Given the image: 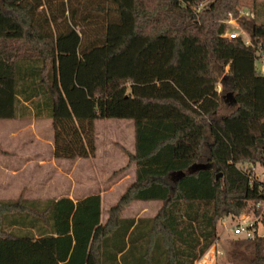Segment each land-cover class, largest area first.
<instances>
[{
	"label": "trees",
	"instance_id": "obj_1",
	"mask_svg": "<svg viewBox=\"0 0 264 264\" xmlns=\"http://www.w3.org/2000/svg\"><path fill=\"white\" fill-rule=\"evenodd\" d=\"M241 3L0 0V121L52 120L55 159L76 161L96 157L97 121L131 120L136 168L104 223L99 194L0 200V264H195L264 199L240 167L264 168V22ZM230 16L250 45L225 37ZM134 202L161 208L123 217ZM228 257L264 264V238Z\"/></svg>",
	"mask_w": 264,
	"mask_h": 264
},
{
	"label": "rangeland",
	"instance_id": "obj_2",
	"mask_svg": "<svg viewBox=\"0 0 264 264\" xmlns=\"http://www.w3.org/2000/svg\"><path fill=\"white\" fill-rule=\"evenodd\" d=\"M240 11L243 14L253 17L256 12L260 21L264 22V0H242ZM244 38H248L245 34ZM260 63H256L259 69ZM219 92L222 86L218 87ZM232 101V96L224 97ZM232 111L229 103L222 101L218 115H226ZM10 121H0V164L6 161L4 150L9 147L4 140L3 128L8 126ZM44 135L49 131L46 126L41 129ZM97 154L90 159H78L76 161L62 160L59 164L60 173L53 175L50 169L37 170L33 167L27 169L22 177L24 196L30 200H45L58 198L60 196H71L74 199L100 194L103 197L102 218L105 222L109 216V210L115 206L128 186L135 180V166L129 164V153L135 151V129L131 120H99L96 122ZM25 151L27 156L32 155L31 146L28 145ZM43 154L49 155L46 148ZM249 163L241 165L248 169ZM253 163V162H252ZM49 168V167H48ZM257 174L261 169L256 166ZM261 181L262 177L259 178ZM19 184L18 186H20ZM3 177L0 175V200L5 199L2 193ZM42 188V190H41ZM161 203L140 204L132 203L122 213L123 217H153ZM236 220L232 217L226 218L218 225L219 237L212 248L196 264H231L228 253L233 249V242L236 237L232 228ZM264 232V228H263Z\"/></svg>",
	"mask_w": 264,
	"mask_h": 264
},
{
	"label": "crops",
	"instance_id": "obj_3",
	"mask_svg": "<svg viewBox=\"0 0 264 264\" xmlns=\"http://www.w3.org/2000/svg\"><path fill=\"white\" fill-rule=\"evenodd\" d=\"M8 126H4V140L8 141L7 147L4 150L6 161L0 164V175L3 177V188L2 193L5 201L16 200L22 194L23 184L21 183V177L23 173L33 167L37 170L50 169L53 175H58L60 172V163L62 160H56L54 157V141H53V128L52 120L48 118L36 119L35 117L27 120H9ZM49 129L46 135L41 131L42 128ZM30 145L32 150V155L27 156L25 151L28 150L27 146ZM46 148L49 155L43 154V149ZM49 167V168H48ZM21 184L20 186H18ZM42 190V188H41ZM95 195V194H93ZM100 195V194H99ZM91 196V195H89ZM102 198V208H103V197ZM62 197H68L74 202L84 199H74L71 196H60L58 198H48L58 200ZM122 197V196H121ZM121 199V198H120ZM140 204H150L156 202H134ZM114 207V206H113ZM137 218V217H136ZM102 223L103 218H102Z\"/></svg>",
	"mask_w": 264,
	"mask_h": 264
},
{
	"label": "built area",
	"instance_id": "obj_4",
	"mask_svg": "<svg viewBox=\"0 0 264 264\" xmlns=\"http://www.w3.org/2000/svg\"><path fill=\"white\" fill-rule=\"evenodd\" d=\"M241 15L244 14L241 13ZM225 24L228 26L225 37L230 40H236L245 35L238 19L230 16L227 20H225ZM244 40L246 45L251 44L249 38H244ZM257 63L261 64L259 70L264 74V52L259 55ZM256 166L257 165L251 162L248 169H242L244 171L251 170L253 178L260 180L259 178L262 177V180H264V168L257 166L262 172L261 174H257ZM232 218L236 220V225L231 230L235 237H240L245 240H255L259 237L264 238V199L257 202L252 210L243 212L241 215Z\"/></svg>",
	"mask_w": 264,
	"mask_h": 264
}]
</instances>
